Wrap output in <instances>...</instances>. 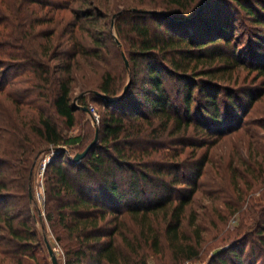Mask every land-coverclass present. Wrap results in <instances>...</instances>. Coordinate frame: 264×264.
I'll list each match as a JSON object with an SVG mask.
<instances>
[{"label":"trees","instance_id":"obj_1","mask_svg":"<svg viewBox=\"0 0 264 264\" xmlns=\"http://www.w3.org/2000/svg\"><path fill=\"white\" fill-rule=\"evenodd\" d=\"M6 9L0 96L10 111L0 110V264L34 261L31 183L48 153L45 218L64 264L204 262L205 229L192 206L211 150L242 131L244 114L264 96V0H11ZM242 27L255 40L239 55ZM239 70L254 74L256 86H238ZM9 71L19 72L12 92ZM78 88L99 106V124L65 139L60 124L69 129L76 113L87 115L85 97L82 106L72 104ZM95 135L80 161L60 148L79 143L81 154ZM255 165L260 174L251 167L248 174L258 187L234 185L237 199L223 204L241 217L255 192L262 204H252L248 224L226 232L224 247L205 264H245L247 244L250 264H264V169Z\"/></svg>","mask_w":264,"mask_h":264},{"label":"rangeland","instance_id":"obj_2","mask_svg":"<svg viewBox=\"0 0 264 264\" xmlns=\"http://www.w3.org/2000/svg\"><path fill=\"white\" fill-rule=\"evenodd\" d=\"M5 2L6 5H4ZM10 2L11 0H0L1 10L6 12L7 5L10 4ZM7 13L9 12L7 11ZM114 20V18L111 20V24ZM248 34H250L251 37ZM254 34L255 32L245 30L243 27L237 29L235 37L238 40L237 47L240 52L239 55L246 52V47L250 44L249 40L251 38L252 40L254 39ZM262 35L264 36V33ZM236 72L237 71L234 72V75H236ZM18 73L16 71L8 72L7 82L10 92L15 89L10 84L18 80V77L16 78ZM238 73V86H256L250 82L254 74L248 77L247 71L239 70ZM245 76L248 77V81L243 84ZM8 87L6 88L8 89ZM82 96L86 99L85 103L88 107L86 109L87 115L81 116L79 113H76L75 125L72 128L67 129L60 124L62 135L65 139H73L76 137L83 138L88 132H92L99 124V106L91 102L89 96L80 94L79 88L75 91L74 98L72 99L73 106H82V102H80ZM3 98V96H0V110L8 116V111L10 110H6V108H8L9 105L5 103L7 100ZM2 104L5 108L1 106ZM90 107L94 108V113L89 110ZM95 116H97L98 120ZM242 123L240 127L242 131L230 138H226L211 150L210 162L206 167L205 174L199 179L202 186L195 195V202L192 207L197 217L196 223L201 226V228L203 227L205 229L203 234L204 242L202 243V248H204L205 251L201 256L204 262H188L185 264H205V262H208L210 258L214 256L216 250L221 249L220 247L222 246L224 247V242H221V240L226 232L234 231L241 221L244 225L248 224L249 219L253 216V211L251 210L252 204H262L259 192H255L252 197H248L246 200L242 208L244 211L242 217L239 214L234 216L230 215L228 209L225 208L223 204L224 199H230L232 202L237 199L235 198L237 192L234 185L243 191H245L249 185L252 186V188H248L250 191H254V189L258 187L257 182V186L252 182L254 177L248 174V168L251 167L255 177L260 174V170L255 164H261L264 169V96L248 109L247 113L243 116ZM78 144L79 143H75L73 146L63 145L60 146V148H62L69 157L74 158L83 150L80 149L81 147L79 148L80 150L76 149ZM49 156L50 153L40 155L33 173L31 183L32 194H30L31 197H33L34 204L31 214L33 229L36 231L39 240V247L33 251L35 256L34 261L27 260L26 264H52L46 248V242L52 248L58 264H64L65 254L63 247L61 243L55 239L46 221L44 211L43 165ZM221 179H224V182L221 181ZM262 179L264 180V176ZM220 190H222V192ZM207 192L214 193L211 196H207ZM217 213H221L224 216V221L217 216ZM225 247H227V245H225ZM250 248V244L242 247V260L245 261V264H250L253 259L249 253ZM224 256L226 258H231L230 253ZM166 258H168V256H166ZM150 264L155 263L150 261ZM156 264L161 263L158 262Z\"/></svg>","mask_w":264,"mask_h":264},{"label":"water","instance_id":"obj_3","mask_svg":"<svg viewBox=\"0 0 264 264\" xmlns=\"http://www.w3.org/2000/svg\"><path fill=\"white\" fill-rule=\"evenodd\" d=\"M203 4H204V1L202 2L201 6H200V9H199L197 15L202 11V9H203ZM149 13H152V12H149ZM113 23H114V22H112L111 27H113ZM124 61H125V65H126V67H127V66H128V63H127V61H126L125 58H124ZM127 88H128V86L125 87L124 92L127 90ZM105 100H106V99H105ZM110 102H113V101H110ZM86 111H87V110H86ZM96 142H97V137H95L94 141H93V142H92V143L86 148V150H85L83 153H81V154H77V155L74 157V161H80L81 159H83V158L87 155V153L91 150V148L95 146ZM46 248H47V250H48V254H49V257H50V259H51V263H52V264H58L57 259H56V257H55V254H54L52 248L50 247V245H49L47 242H46Z\"/></svg>","mask_w":264,"mask_h":264},{"label":"built area","instance_id":"obj_4","mask_svg":"<svg viewBox=\"0 0 264 264\" xmlns=\"http://www.w3.org/2000/svg\"><path fill=\"white\" fill-rule=\"evenodd\" d=\"M89 110L94 113V108L93 107H90ZM95 117L98 120L97 116H95ZM49 161H50V158H48V159L45 160L44 165H43V168H45V166L49 163Z\"/></svg>","mask_w":264,"mask_h":264}]
</instances>
